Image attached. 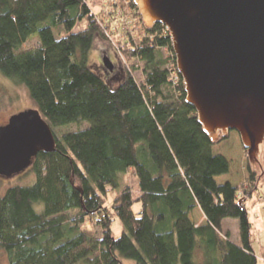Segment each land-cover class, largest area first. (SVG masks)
<instances>
[{"label": "trees", "instance_id": "16d2710c", "mask_svg": "<svg viewBox=\"0 0 264 264\" xmlns=\"http://www.w3.org/2000/svg\"><path fill=\"white\" fill-rule=\"evenodd\" d=\"M96 1L0 0V73L26 87L56 138L26 169L35 181L0 195V264H259L245 202L264 177L248 164L241 186L217 181L230 170L213 152L225 137L204 131L169 32L147 28L132 0L143 37L122 48V81L110 85L89 64L94 41L113 34ZM70 124L80 127L60 131ZM225 218L238 220L239 243L223 231Z\"/></svg>", "mask_w": 264, "mask_h": 264}, {"label": "water", "instance_id": "95a60500", "mask_svg": "<svg viewBox=\"0 0 264 264\" xmlns=\"http://www.w3.org/2000/svg\"><path fill=\"white\" fill-rule=\"evenodd\" d=\"M147 28L170 33L186 102L213 139L239 133L250 168L264 177V0H132ZM104 66L113 63L104 57ZM55 134L37 108L0 125V175L28 169L55 149Z\"/></svg>", "mask_w": 264, "mask_h": 264}, {"label": "rangeland", "instance_id": "374dc122", "mask_svg": "<svg viewBox=\"0 0 264 264\" xmlns=\"http://www.w3.org/2000/svg\"><path fill=\"white\" fill-rule=\"evenodd\" d=\"M117 2H121V8L124 10L126 4H123L122 0H98L91 7L98 16L99 21L107 26V34L112 30L113 34L110 35V41L98 38L94 41V44L89 52L88 61L89 64L94 66L96 71L112 86H117L125 76V65L123 57H121L122 48H127L123 44L121 34L118 33V27L120 26V21L117 19ZM128 12H124V17ZM128 16V14H127ZM130 19V17H129ZM126 20V19H125ZM125 22V21H124ZM87 26L86 20H81L77 22L74 31L83 30ZM122 27L120 26V31ZM137 32L142 33L141 26L136 29ZM135 32V31H134ZM136 34V32H135ZM125 37V35H124ZM123 42V43H121ZM37 44V37L34 36L30 38L26 43L25 47H32ZM104 57H109L113 63V70H108L103 63ZM140 68L134 71V76L138 79H142V63H139ZM36 108L33 100L30 98L29 93L25 86L14 83L12 80L6 78L0 73V125L6 124L11 115L18 113L19 111ZM82 124L81 127H84ZM80 126L76 124H70L60 131L74 130ZM241 139L239 133L235 130L229 132L227 137L219 140L217 144L213 146V152L216 154H222L226 156L230 161V170L227 174H224L217 178L219 183L230 181L232 184L241 186L244 182L246 183L249 178L248 171V157L246 150L242 148ZM264 155V154H263ZM259 178L258 173H256ZM35 174L26 170L20 174L4 177L0 175V195L5 192V190L15 184H31L35 181ZM129 182L135 183V179H130L129 176L126 178ZM244 185L242 191L244 194ZM242 194V192H241ZM114 193L110 192L108 195V204L111 203ZM248 209L249 219L252 223V233H253V247L259 258V264H264V179L259 185V191L254 192L253 195L248 198L245 202ZM138 205H135L137 208ZM194 217L197 223H200L203 219L202 213L199 209L194 212ZM87 228H92L91 224H86ZM113 232L116 236L120 235L122 231L121 222L116 219L112 224ZM222 229L224 232L229 231L230 238L232 241L239 243V223L235 218H225L222 222ZM99 233V229H96ZM124 264H134L133 260L125 259Z\"/></svg>", "mask_w": 264, "mask_h": 264}, {"label": "built area", "instance_id": "2783aa9c", "mask_svg": "<svg viewBox=\"0 0 264 264\" xmlns=\"http://www.w3.org/2000/svg\"><path fill=\"white\" fill-rule=\"evenodd\" d=\"M122 1H123L122 7H123V4H126V5H124L125 8L123 7L124 8V10H123L120 7L121 6V4H120L121 2H119V5H118V2H117V6H119V9L117 10V14H116L117 15V19H119V21L121 23L120 26L122 27V30L120 31V26L117 29H118V33L121 34L122 41L124 42V40H125L124 43L123 42H121V43L132 47L133 46L132 44H134V42L136 43L138 40L142 39L143 33H139V31L137 32V30H136V29H139L140 26H141L140 20L135 15V12H134L133 8L130 7V5L128 4V0H122ZM115 2H116V0H115ZM126 11L128 12L127 13L128 16L126 14L127 18L124 17V12H126ZM129 17H130V19H129ZM134 31L136 32V34H135ZM167 31L169 32L168 29H167ZM124 35H125V37H124Z\"/></svg>", "mask_w": 264, "mask_h": 264}, {"label": "crops", "instance_id": "0c3cea01", "mask_svg": "<svg viewBox=\"0 0 264 264\" xmlns=\"http://www.w3.org/2000/svg\"><path fill=\"white\" fill-rule=\"evenodd\" d=\"M203 220H204V218L201 220V222H202ZM201 222H200V223H201ZM198 224H199V223H198Z\"/></svg>", "mask_w": 264, "mask_h": 264}, {"label": "flooded vegetation", "instance_id": "af4514ba", "mask_svg": "<svg viewBox=\"0 0 264 264\" xmlns=\"http://www.w3.org/2000/svg\"><path fill=\"white\" fill-rule=\"evenodd\" d=\"M7 123V122H6ZM5 124V123H4Z\"/></svg>", "mask_w": 264, "mask_h": 264}]
</instances>
